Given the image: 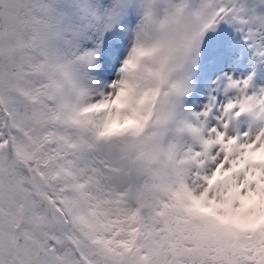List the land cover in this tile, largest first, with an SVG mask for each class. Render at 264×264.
Here are the masks:
<instances>
[{
  "label": "snow or ice",
  "instance_id": "6c2138e0",
  "mask_svg": "<svg viewBox=\"0 0 264 264\" xmlns=\"http://www.w3.org/2000/svg\"><path fill=\"white\" fill-rule=\"evenodd\" d=\"M0 264H264V0H0Z\"/></svg>",
  "mask_w": 264,
  "mask_h": 264
}]
</instances>
